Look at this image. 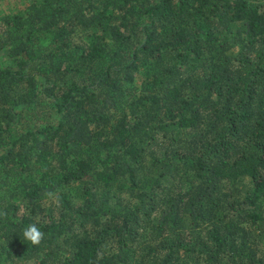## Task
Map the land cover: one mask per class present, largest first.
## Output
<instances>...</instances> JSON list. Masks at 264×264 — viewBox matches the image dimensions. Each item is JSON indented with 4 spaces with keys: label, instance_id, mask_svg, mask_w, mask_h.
Masks as SVG:
<instances>
[{
    "label": "trees",
    "instance_id": "obj_1",
    "mask_svg": "<svg viewBox=\"0 0 264 264\" xmlns=\"http://www.w3.org/2000/svg\"><path fill=\"white\" fill-rule=\"evenodd\" d=\"M0 58V264H264V0H25Z\"/></svg>",
    "mask_w": 264,
    "mask_h": 264
},
{
    "label": "clouds",
    "instance_id": "obj_2",
    "mask_svg": "<svg viewBox=\"0 0 264 264\" xmlns=\"http://www.w3.org/2000/svg\"><path fill=\"white\" fill-rule=\"evenodd\" d=\"M22 237L23 240L35 246L41 243L45 237V233L41 231L37 223H29L22 229Z\"/></svg>",
    "mask_w": 264,
    "mask_h": 264
},
{
    "label": "rangeland",
    "instance_id": "obj_3",
    "mask_svg": "<svg viewBox=\"0 0 264 264\" xmlns=\"http://www.w3.org/2000/svg\"><path fill=\"white\" fill-rule=\"evenodd\" d=\"M25 0H0V12H11L22 9ZM7 59L0 58L1 63H5Z\"/></svg>",
    "mask_w": 264,
    "mask_h": 264
}]
</instances>
